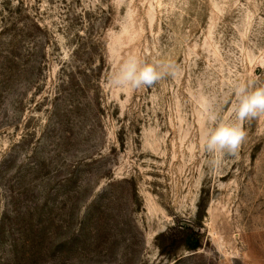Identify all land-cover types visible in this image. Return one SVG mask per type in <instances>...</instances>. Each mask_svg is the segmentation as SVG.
<instances>
[{
  "label": "rangeland",
  "instance_id": "obj_1",
  "mask_svg": "<svg viewBox=\"0 0 264 264\" xmlns=\"http://www.w3.org/2000/svg\"><path fill=\"white\" fill-rule=\"evenodd\" d=\"M129 56L178 74L110 86ZM249 81L264 0H0V264H264V116L203 147Z\"/></svg>",
  "mask_w": 264,
  "mask_h": 264
},
{
  "label": "clouds",
  "instance_id": "obj_2",
  "mask_svg": "<svg viewBox=\"0 0 264 264\" xmlns=\"http://www.w3.org/2000/svg\"><path fill=\"white\" fill-rule=\"evenodd\" d=\"M178 69L159 61L147 62L136 56L124 60L119 71L109 80V85L128 90L151 88L166 77H175ZM234 100L225 118L206 105L210 126L203 136V147L213 155H236L246 139L244 123L264 116V82L249 81L237 84L232 92ZM213 163H219L214 160Z\"/></svg>",
  "mask_w": 264,
  "mask_h": 264
},
{
  "label": "trees",
  "instance_id": "obj_3",
  "mask_svg": "<svg viewBox=\"0 0 264 264\" xmlns=\"http://www.w3.org/2000/svg\"><path fill=\"white\" fill-rule=\"evenodd\" d=\"M188 229L189 227L184 228L182 233L184 236V245L190 250H197L202 245L201 239L198 236L194 238L195 233H187Z\"/></svg>",
  "mask_w": 264,
  "mask_h": 264
}]
</instances>
